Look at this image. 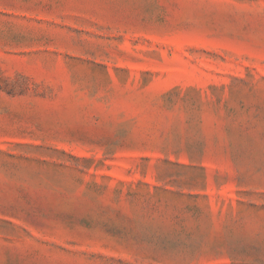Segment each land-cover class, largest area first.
<instances>
[{"label": "rangeland", "instance_id": "1", "mask_svg": "<svg viewBox=\"0 0 264 264\" xmlns=\"http://www.w3.org/2000/svg\"><path fill=\"white\" fill-rule=\"evenodd\" d=\"M0 264H264V0H0Z\"/></svg>", "mask_w": 264, "mask_h": 264}]
</instances>
